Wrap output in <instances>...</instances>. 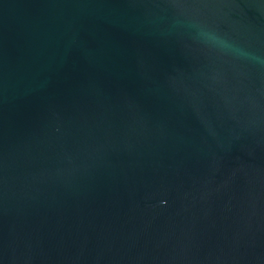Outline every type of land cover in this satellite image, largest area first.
<instances>
[{
  "label": "water",
  "instance_id": "water-1",
  "mask_svg": "<svg viewBox=\"0 0 264 264\" xmlns=\"http://www.w3.org/2000/svg\"><path fill=\"white\" fill-rule=\"evenodd\" d=\"M0 264H264V0H0Z\"/></svg>",
  "mask_w": 264,
  "mask_h": 264
}]
</instances>
